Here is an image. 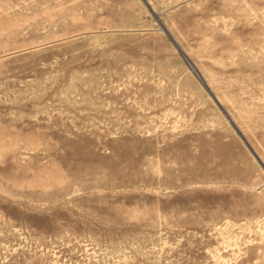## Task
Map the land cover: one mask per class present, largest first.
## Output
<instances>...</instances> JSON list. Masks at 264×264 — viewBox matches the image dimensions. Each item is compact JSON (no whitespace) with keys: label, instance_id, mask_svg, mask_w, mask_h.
<instances>
[{"label":"rangeland","instance_id":"374dc122","mask_svg":"<svg viewBox=\"0 0 264 264\" xmlns=\"http://www.w3.org/2000/svg\"><path fill=\"white\" fill-rule=\"evenodd\" d=\"M0 264H264V0H0Z\"/></svg>","mask_w":264,"mask_h":264}]
</instances>
